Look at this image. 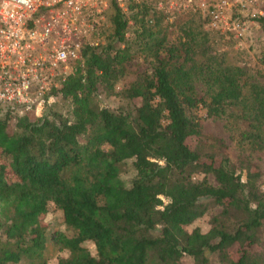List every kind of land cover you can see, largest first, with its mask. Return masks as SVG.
Here are the masks:
<instances>
[{"label":"trees","instance_id":"16d2710c","mask_svg":"<svg viewBox=\"0 0 264 264\" xmlns=\"http://www.w3.org/2000/svg\"><path fill=\"white\" fill-rule=\"evenodd\" d=\"M108 10L106 39L82 45L71 72L43 96L66 100L67 115L0 109V264H48L54 249L66 251L55 264H181L184 255L192 264H264V246L228 254L264 230L260 171L248 156L264 151V85L223 55L199 57L190 38L167 41L151 19L165 17L145 5L130 4L126 15L111 0ZM132 46L150 65L123 83ZM196 73L206 96L195 90ZM100 93L122 103L103 106ZM199 106L232 129L247 153L237 165L189 147L188 137H203ZM49 204L68 233H46L40 215ZM214 206L205 231L184 229Z\"/></svg>","mask_w":264,"mask_h":264},{"label":"built area","instance_id":"2783aa9c","mask_svg":"<svg viewBox=\"0 0 264 264\" xmlns=\"http://www.w3.org/2000/svg\"><path fill=\"white\" fill-rule=\"evenodd\" d=\"M110 1L0 0V109L40 105L56 81L71 72L82 45L102 42L96 32ZM112 1L126 15L134 3L170 22L197 12L203 28L233 39L244 36L248 20L263 15L253 8L255 0Z\"/></svg>","mask_w":264,"mask_h":264},{"label":"rangeland","instance_id":"374dc122","mask_svg":"<svg viewBox=\"0 0 264 264\" xmlns=\"http://www.w3.org/2000/svg\"><path fill=\"white\" fill-rule=\"evenodd\" d=\"M253 8L255 10H261L263 15L259 16H264V0H255ZM109 14L110 10L107 8L99 19L96 37L102 41L106 39V36H108L111 30V24L108 19ZM256 18L248 20L246 32L240 39H233L230 36L203 28L201 17L197 12L176 17L171 22L165 18H158L156 16H153L151 19L152 22L159 19L158 27L161 26L160 28L163 27L166 29L167 41L177 42L178 40H189L190 38L192 44H194L195 52L199 57L213 58L214 56L223 55L225 62L240 66L246 71L252 81L264 85V24L259 23ZM125 35L130 40L132 35L130 29L127 30ZM131 51L133 52V57L125 63L126 73L121 79L123 83L135 78L136 75L147 70L150 65V57L145 56L141 50L132 46ZM72 67L73 65H71V69ZM58 82L57 80L56 83L58 84ZM193 82L195 90L199 95H208L207 84L202 81V78L197 73L194 74ZM119 88L120 82H117L115 90ZM98 95L97 99L103 106L115 108L122 103L117 96L104 97L101 93ZM41 101L42 103L40 105L32 108L34 115L42 114L48 106L53 107L63 115L69 113L70 105L58 95H51L47 98L42 97ZM196 113L199 116L200 130L203 137H188L186 142L189 147L193 148L197 145L206 152L211 151L219 155H221L220 153L225 154L234 166L235 164L237 165L238 158L247 153L235 143L233 131L229 128L226 120L223 117L206 116L205 109L202 106L196 109ZM248 156L251 160L252 167L260 171L258 184L260 189L264 191V151L250 153ZM206 177L210 183H215L210 174ZM219 210L220 206L211 207L207 211V214L184 226V229L190 231L192 228L197 227L199 230L205 231L209 226L207 222L208 216ZM40 220L46 226V233L48 234L56 230L68 233L61 221V212L52 204H49L47 210L40 215ZM87 246L91 248L90 244H87ZM262 246H264V230L257 233L256 242L251 245H247L246 243L243 245L233 244L229 248L228 254L233 259L239 255L240 250L243 248L257 250ZM65 254V250H51L48 264H55L57 258ZM210 258L215 263L214 257L211 256ZM181 264H192V261L188 256L184 255L181 258Z\"/></svg>","mask_w":264,"mask_h":264}]
</instances>
